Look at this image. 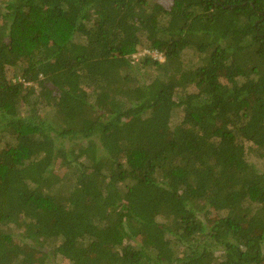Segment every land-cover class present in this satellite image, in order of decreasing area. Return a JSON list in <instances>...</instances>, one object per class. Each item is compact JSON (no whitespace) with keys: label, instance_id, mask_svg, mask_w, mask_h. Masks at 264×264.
<instances>
[{"label":"trees","instance_id":"trees-1","mask_svg":"<svg viewBox=\"0 0 264 264\" xmlns=\"http://www.w3.org/2000/svg\"><path fill=\"white\" fill-rule=\"evenodd\" d=\"M0 4V264H264V0Z\"/></svg>","mask_w":264,"mask_h":264},{"label":"rangeland","instance_id":"rangeland-1","mask_svg":"<svg viewBox=\"0 0 264 264\" xmlns=\"http://www.w3.org/2000/svg\"><path fill=\"white\" fill-rule=\"evenodd\" d=\"M156 3H160L162 4L164 7L166 8H170V6L172 5V0H152ZM0 6L3 8V4H0ZM145 55H150L151 57L163 62L165 59L164 57L159 54L158 52L155 51H151L148 49V47L143 46V47H139L138 48V53L133 56L134 62L136 64H138L141 59L143 57H145ZM205 56L200 54V53H196L193 50H186L185 54H184V61L185 63L187 62V64L184 66L185 68L188 69H197L199 67H201L204 63H205ZM156 69L152 68V67H145L142 72L140 73V79L149 82L150 79H152L155 75L158 76L159 72H155ZM14 73L15 70L12 69L8 72V76L10 77V79H13L14 77ZM38 88V87H36ZM40 88H38V93ZM195 91V87H190L188 88V92H194ZM21 111L22 114H26V107L24 105L21 106ZM44 117L53 120L55 122H59L60 119L58 117V115L56 114V112L52 109V108H46L44 109V111H42ZM183 118V112L178 110L174 112V116H173V123L177 124L179 123ZM1 145V144H0ZM246 147L247 150L249 152L248 156H247V160L249 163L255 164L258 169H260L262 172H264V161L263 159L259 158V150L255 148V146L252 143H246ZM0 148H2L0 146ZM38 257V261H36L35 264H70L67 260L63 259L62 257H57L54 258L52 256H49L46 258V256L44 254H40Z\"/></svg>","mask_w":264,"mask_h":264}]
</instances>
